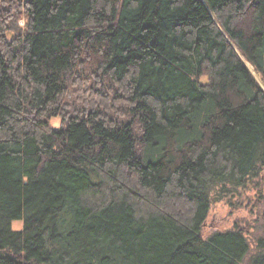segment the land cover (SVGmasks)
<instances>
[{
  "label": "trees",
  "instance_id": "1",
  "mask_svg": "<svg viewBox=\"0 0 264 264\" xmlns=\"http://www.w3.org/2000/svg\"><path fill=\"white\" fill-rule=\"evenodd\" d=\"M0 264H264V0H0Z\"/></svg>",
  "mask_w": 264,
  "mask_h": 264
},
{
  "label": "rangeland",
  "instance_id": "2",
  "mask_svg": "<svg viewBox=\"0 0 264 264\" xmlns=\"http://www.w3.org/2000/svg\"><path fill=\"white\" fill-rule=\"evenodd\" d=\"M52 123V126L57 128L58 123L56 121ZM236 201H238V199H233V201L229 204L225 199H223L218 203L212 204V209L210 211L206 227H208V231L217 229H230L233 226L234 222L238 221L239 223H241L242 219H244V222L249 223L252 228L250 230V235H248V239L250 241L251 250L253 252L252 255H254L253 248L255 241L257 240L255 236L260 234L259 231L261 230L258 227L259 217L257 215H254V213L250 214L248 212L250 208V204L248 202H244L242 205L244 207H240L236 205ZM12 227L14 230H16L21 229L23 226L20 221H16L13 223Z\"/></svg>",
  "mask_w": 264,
  "mask_h": 264
}]
</instances>
